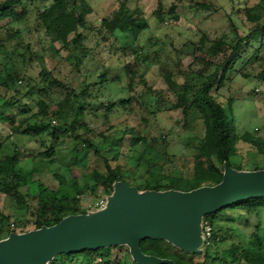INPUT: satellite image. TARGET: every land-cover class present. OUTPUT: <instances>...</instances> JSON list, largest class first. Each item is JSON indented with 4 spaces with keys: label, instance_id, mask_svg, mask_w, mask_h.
Returning a JSON list of instances; mask_svg holds the SVG:
<instances>
[{
    "label": "rangeland",
    "instance_id": "1",
    "mask_svg": "<svg viewBox=\"0 0 264 264\" xmlns=\"http://www.w3.org/2000/svg\"><path fill=\"white\" fill-rule=\"evenodd\" d=\"M51 1L23 0L26 9L24 17L16 23H0L5 24V30L18 32V38L10 43L7 52L17 50L16 61L24 65L25 79L17 81L21 95L32 85L44 86L46 80L53 76L74 88L77 100L71 97L64 103L65 93L49 89L50 108L55 109L61 103L64 107L77 106L84 84L96 80L106 70V78L114 82L92 89L94 97L87 101L86 111L81 118L90 131L86 132V127L82 125L77 128L80 134L96 138L98 145L103 142L100 134L106 136L107 142L121 138L122 141L111 149L109 156L115 157L110 159V163L112 166H119L129 181H141L147 170L158 174L191 177L196 146L204 134L203 124L196 111L191 110L184 116L181 109L172 107L176 103V96L168 86L165 75H173L175 82L181 84L182 77L178 78L179 75L192 76L203 67L211 72L213 66H205L199 60H194V56L198 54L195 43L202 35L212 41L221 38L227 42L226 50L229 52L235 35L244 36L249 30L244 9L250 8L264 17V0H210L212 6L207 10L197 5L203 0H162L163 22H159L154 14L156 0H126L128 7L137 11L136 16L145 21L147 28L136 35L117 32L115 39L106 41L102 39L99 23L115 8L118 0H87L92 8L87 15L91 27L82 31V49L74 52L76 60H66L68 52L61 48L59 42H51L39 26L38 11ZM172 5L176 6L175 14L178 19H173L168 14ZM257 47L258 43H253L243 54L242 62L250 58ZM135 51L148 57L143 65L140 55ZM6 54L8 53L0 54V62ZM260 56H264V51H261ZM242 62L237 63L236 69L227 74L221 87L213 88L212 94L225 108L228 118L231 120V116L233 117L237 136L249 133L264 139V80L256 78L260 71L256 64L244 70L251 77L246 78L239 73ZM125 66H128L127 70L124 69ZM129 70L133 72L130 74ZM142 70L145 71V84L140 82L138 76ZM43 71L52 76L48 75L44 79L41 76ZM31 99L38 100L37 94L33 93ZM31 99L21 97V103L25 107L13 105L12 110L16 114L22 113V116L31 115L35 111ZM120 99H130V103L123 107L118 104ZM110 103L115 104V107L108 111L106 104ZM56 125L52 121V126ZM125 129H133L146 142L137 147L130 146L131 135L124 134ZM7 132L6 126L0 123L1 135L4 136ZM39 140L32 136L11 135L0 152V157L16 153L22 172L35 168L33 180L58 193H70L72 188L60 186L55 175L68 182L75 179L81 187H90L92 182H88L87 177L91 171L95 169L100 173L104 172L101 160L90 152H84L69 136L63 138L64 142L47 159L43 156L45 147ZM236 148L237 153L231 159L234 165L240 166L243 171H252L254 168L264 170V154L257 153L243 141H239ZM47 161H52L53 164H48ZM30 193H33V189H30ZM105 202L107 198L100 189L95 194L88 191L81 197L80 208L86 214H93L101 210L100 207ZM0 211L11 217L10 224L30 218L25 206H17L2 194ZM221 224L225 227H237L247 235L257 224V220L249 217L247 223L231 224L222 221ZM8 226L6 224L0 229V241L7 239ZM112 253L111 264H115V257L128 260L126 253L116 249ZM91 258L87 254H75L71 257H53L52 261L54 264H85Z\"/></svg>",
    "mask_w": 264,
    "mask_h": 264
},
{
    "label": "trees",
    "instance_id": "2",
    "mask_svg": "<svg viewBox=\"0 0 264 264\" xmlns=\"http://www.w3.org/2000/svg\"><path fill=\"white\" fill-rule=\"evenodd\" d=\"M197 5L207 10L212 6V3L210 0H203L199 1ZM162 9L163 1L156 0L154 14L159 22L164 21ZM91 11L92 8L87 0H52L51 3L38 11L39 26L51 42H59L61 48L68 52L66 60L77 59L74 52L77 49H82L84 37L82 31L91 27L87 19V15ZM175 11L176 6L172 5L168 14L173 19H178ZM136 12L128 7L126 0H118L115 8L100 20L99 31L103 33V41L110 38L115 39L117 32L136 35L146 29L147 24L138 15L136 16ZM25 14L23 0H0V23L5 21L7 24L16 23ZM244 15L249 23V30L244 36L235 35L234 42L229 46V52L226 50L227 42L221 38L212 41L202 35L195 43L198 54L194 56V60H199L205 66H213L211 72L206 71L207 67H203L192 76H188L189 74L179 75L178 78L182 77L181 84L175 82L173 75H165L168 86L176 96V103L172 107L181 109L184 116L191 110L196 111L203 124L204 134L196 146L191 177L158 174L147 170L145 176L141 177V181L138 182L129 181L122 174L119 166H112L110 163V159L113 160L115 157L109 156L111 149L122 141L121 138L107 142L105 135L100 134L99 136L98 134L103 140L98 145L96 138L83 137L77 129L82 125L86 127L81 118L86 111L87 101L94 97L92 89L96 86L106 85L108 82H114L106 78V70H103L96 80L84 84L79 93L80 100L77 106L64 107L61 103L55 109H51L48 103L49 89H58L65 93V103L71 97L77 100L74 88L53 77L51 73H46V75L43 71L41 76L47 79L49 75L52 76L51 79L46 80L44 86H30L27 92L21 95L17 81L21 82L25 79L24 65H20L16 61L17 50L7 52L10 43L18 38V32L10 29L5 30V24H0V54L8 53L0 62V123L5 125L8 130L4 136L0 133V152L11 135L19 134L35 137L37 141L41 138L40 144L45 147L43 152L45 158H43L47 159L64 142L63 138L69 136L84 152H90L100 159L104 168L103 173L93 169L88 175V182H92L90 187H81L75 179L68 182L63 177L55 175L60 186L72 188L70 193H58L50 191L41 182L33 180L32 174L36 171L35 168L28 172H22L19 169V159L16 153L0 157V194L12 200L17 206H25L30 214V218L10 224L11 217L0 211V229L8 224L7 236L11 233L21 234L41 227L53 226L70 215L86 214L87 212L80 208L81 197L88 191L95 194L96 190L100 189L102 194L108 198L113 194L114 185L117 182L135 187L140 195L147 191L187 192L202 186H213L221 181L224 163L236 171H243L240 166L234 165L231 161L237 153L236 145L239 141L248 143L257 153L264 154V139L254 137L249 133L237 136L233 126V117L231 116V120L228 118L225 108L212 94L213 88L223 85L227 74L236 69L237 63L243 61V54L256 42L258 47L250 58L242 62L238 72L249 78L252 75L244 70L248 66L256 64L260 68L256 78L264 80V56H260L261 51H264V17L250 8L244 9ZM136 53L140 55L143 65L148 57L141 56L140 52ZM22 60H24L23 56ZM127 68L128 66H125L124 69L127 70ZM143 70L138 76L140 82L145 84V71ZM128 72L131 74L133 71L129 70ZM130 83L131 80L128 86ZM33 93L37 94L38 100L31 99ZM21 97H29L33 103L35 111L29 116H22V113L16 114L12 110L13 105L20 104L19 107H25V104L21 103ZM129 103L130 99H120L118 102L123 107ZM228 103L231 111L230 101ZM106 107L110 111L115 107V104H106ZM18 117L19 120H17ZM52 121H55L57 125L52 126ZM85 131L89 132L90 129L86 127ZM123 133L131 135L130 146L132 147L146 142L145 138L136 134L133 129H125ZM43 136L47 138L42 139ZM163 143L165 144L164 140ZM47 163L53 164L52 161H47ZM255 170L260 169L254 168L252 171ZM30 189H33L32 194ZM249 217L257 220V224L248 231L247 235L237 227L234 228L232 225L225 227L221 224L222 221L231 224L247 223ZM204 223L210 227L209 236L205 234L202 225ZM29 226L32 228H28ZM200 239L197 253L180 250L165 240H142L139 247L144 255L169 260L173 264H264V198L244 200L223 207L215 213L202 216ZM113 249L126 253L128 256V260L115 257L113 259L115 264H138L133 261L129 248L124 244L58 256L71 257L75 254H87L92 258L85 264H111L113 263L111 260ZM52 259L48 260L47 264H54Z\"/></svg>",
    "mask_w": 264,
    "mask_h": 264
},
{
    "label": "water",
    "instance_id": "3",
    "mask_svg": "<svg viewBox=\"0 0 264 264\" xmlns=\"http://www.w3.org/2000/svg\"><path fill=\"white\" fill-rule=\"evenodd\" d=\"M252 198H264V170L236 171L226 163L219 183L187 192L140 195L135 187L117 182L105 207L96 213L70 215L50 227L11 233L0 241V264H47L58 255L121 244L138 264H173L144 255L140 242L165 240L197 253L201 217Z\"/></svg>",
    "mask_w": 264,
    "mask_h": 264
},
{
    "label": "built area",
    "instance_id": "4",
    "mask_svg": "<svg viewBox=\"0 0 264 264\" xmlns=\"http://www.w3.org/2000/svg\"><path fill=\"white\" fill-rule=\"evenodd\" d=\"M105 205H106V202L101 205L100 209L104 208ZM202 225H203V228H204V231H205L206 236H209L210 227L206 223H204Z\"/></svg>",
    "mask_w": 264,
    "mask_h": 264
}]
</instances>
